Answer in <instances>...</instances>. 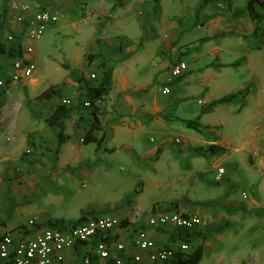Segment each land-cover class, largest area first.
<instances>
[{"label":"rangeland","instance_id":"1","mask_svg":"<svg viewBox=\"0 0 264 264\" xmlns=\"http://www.w3.org/2000/svg\"><path fill=\"white\" fill-rule=\"evenodd\" d=\"M12 2H23L32 9L55 8L63 14V20L47 27L39 44L52 32L54 38L46 59L59 64L72 52L74 64L67 62L68 69L79 62L89 68L87 55L100 47L91 39L108 36L115 42L117 34L112 27L132 24L139 28L142 23L145 39L153 31L149 26L153 27L157 33L153 44L163 47L167 43V47L151 65L158 66L165 60V71L157 69L144 93L149 90L148 102L155 96L163 103L160 115L168 127L163 131L155 125H145L136 130L117 117L118 127L112 136L109 128L105 130L102 148L85 145L82 137L67 129V141L55 153L57 144L51 131L48 130L50 135L40 134V138L35 135L40 132L39 126L48 129L44 119L56 107L57 97L38 103L35 100L36 93L61 81V72L55 76L53 69L54 75L42 71L36 91L30 87L34 85L32 81L19 82L24 87L15 83L10 92L14 100L2 115L12 119L19 116L20 122L28 124L36 121L38 129L28 134L22 126L18 134L0 129V142L5 148L0 150V235L6 231L28 232L49 220L74 222L84 215H111L134 224L177 204L173 211L201 217L202 230L224 225L204 244L199 264H264V35L247 36L255 27L246 11V0H233L232 7L224 0H211L198 16L196 9L202 0H0V12L7 11L6 17L0 16L2 45L10 34L4 27L15 16ZM215 46L221 56L218 60L212 51ZM3 55L0 54L2 60ZM177 61H183L186 69L190 67L191 76L181 79L182 75L167 83L168 72ZM220 61L233 64L214 75ZM147 68L141 72L145 81ZM205 72L215 76L209 80L208 92L201 83ZM16 87L23 89L24 97L29 96L27 90L30 96L36 95L29 98V109L22 96L17 97ZM58 87L62 91L65 84ZM165 88L169 93L163 95ZM206 92V97L213 99L236 97L216 113L205 115L199 121L201 134H197L183 121L195 120L210 104L203 103ZM73 93L78 95L73 90L64 100H69L70 105L75 104ZM144 93L137 95L142 97ZM98 106L102 109L101 102ZM84 127L83 119L77 127L70 126L72 130H85ZM188 137L198 141H185ZM176 139L180 142L175 143ZM214 142L223 145L224 155L198 153V148ZM153 147L159 151L149 155L147 151ZM219 168L224 174L217 180ZM9 196L17 203L10 218L5 213ZM154 240L157 246L168 245L164 236L155 234ZM0 264L5 263L0 260Z\"/></svg>","mask_w":264,"mask_h":264},{"label":"built area","instance_id":"2","mask_svg":"<svg viewBox=\"0 0 264 264\" xmlns=\"http://www.w3.org/2000/svg\"><path fill=\"white\" fill-rule=\"evenodd\" d=\"M17 32H24L26 44L22 54L12 59L10 72L0 79V92L12 84L29 81L36 71L29 58L50 25L63 20V14L55 8L32 9L28 4L12 2ZM16 41V35H8L7 42ZM18 47H21L18 41ZM186 71L183 62H176L169 71V79L180 78ZM92 80L96 77L90 75ZM165 88L163 94H168ZM70 105V101H65ZM85 106H89L86 101ZM179 139L175 143H179ZM224 171L218 169L217 180ZM243 197H245L243 195ZM123 219L111 215L86 218L82 223L65 230L41 228L32 234L6 231L0 235V260L10 264H164L175 257L176 250L186 253L189 245L165 248L157 246L151 233L158 228H174L192 231L203 225L195 213L168 211L156 213L144 222L121 225ZM33 227V222H29Z\"/></svg>","mask_w":264,"mask_h":264},{"label":"crops","instance_id":"3","mask_svg":"<svg viewBox=\"0 0 264 264\" xmlns=\"http://www.w3.org/2000/svg\"><path fill=\"white\" fill-rule=\"evenodd\" d=\"M21 3H23V2H21ZM122 3L125 4L127 2L122 1ZM208 4L210 5L211 1ZM114 5H115V3L113 4V7L111 6V8H114L115 7ZM107 6H108V4H106L104 7L107 8ZM123 6L124 5H121V7H123ZM230 6L232 7V3L230 4ZM230 6H227V7H230ZM140 23H141V21H140ZM141 25L143 26L142 23H141ZM142 26H139V28H137L136 26L130 24L128 26H125V28H123V27L119 28L118 26L112 27L111 30L117 34L116 35L117 37H114L115 39L117 38L115 40V42L113 40V37H108V36H106L104 39H102V37H98L96 39H91V42H95V44H97V46L100 45L99 48L97 47V51L95 50L92 54H95V53L101 54L106 65L112 69L111 91L109 92L108 95L105 96V98L101 102L102 109L99 108L98 121H99V127L100 128L94 132V136L96 138H99L101 136V134L104 133L107 128H109L111 130V136H112V131L116 127H118L115 125L117 122V117L123 118V123L130 125V127L135 128L136 130L140 129L141 127H143L145 125H148V126H154L155 125V127H159L163 131L165 130V127H166V129L168 127L163 123L162 120H164V119L160 115V114H162L163 109H164L163 103L159 102L155 96L151 98L150 102H148L150 100L149 90L144 93V90H147V88H148V84H149L150 80H152V78L156 77L155 73H156L157 69L163 68V71H165V68H164L165 60L158 62V64H157L158 66H152L151 62L154 60L155 56H157V55L159 56V54L164 53V51H165L164 47H167V43L164 46L161 45L163 47L155 46L153 44V42H154L153 40L157 36L155 29L153 27L149 26L153 31L149 32L148 35H146V39H145V37H143V33L141 32ZM4 28H5V30L10 31L9 35H11V34L16 35V41H14L12 43L5 42V44H3V45L4 46L9 45L8 46L9 48L11 46L18 48V44H19L18 41H19L21 44L20 48H21V54H22V52L24 50V46L26 44L25 33L24 32H17L18 26H17V24H15L14 18H10L8 27L5 25ZM168 28H172V27L169 26ZM104 29H105V27H104ZM143 30L145 31V34H146L147 29L144 27ZM1 31H2V29H1ZM252 32H250L247 36H251ZM207 33H209V32L207 31ZM51 34H52V32L49 35H47V37L45 38V40L41 44H39V43L36 44L34 53L29 56V58L36 65V71L34 73L33 78L30 79L29 81H25V82H27L28 84H30L31 81L34 82V85L30 86V87L32 88L33 91H36L37 85L40 84V83H38V81L42 77L41 76L42 71H43V74L47 70V73L54 75V73L51 72L52 71L51 69H53L56 72L55 76L59 75V73L61 72V74H60L61 75V81L57 82L56 84L51 85L53 88H55L58 91V95L56 96L57 99L55 100L56 104L58 105L60 102H64L67 95L70 94V92L73 90L78 93V95L76 93H73V99H74V102L76 104L79 101L80 96L84 94L85 86H86L85 82L88 84H94V81H92V83H89L88 77L90 75L94 74L96 79H98L100 76V71H98L96 69L97 63H92L91 65H89V68H87V64L83 65L82 62H79L80 64H76L74 67L69 66V69H68V66L66 65V64H68L67 62H71L74 64V62H72L74 60H72V58H70L72 52H69L70 56L67 54L64 57L65 63H64V59H62L59 64H58V62H55V63L51 62L50 63L48 58L46 59V51L49 49L50 42L54 38V36ZM207 35L209 36V35H211V33H209ZM161 39H160V43H162ZM162 40L168 42V40H166V39H162ZM168 45H169V42H168ZM218 49L219 48L217 46H215V47H213V50H212L213 54L216 56L217 60L219 59V57H221L220 53L217 52ZM4 56H5V59H3V60L0 56V79L7 77V75L10 72V62L12 61V59L18 58L20 55H18L17 51H13L11 56H6L5 54L3 55V57ZM180 62H183V61H180ZM231 64H233V63H230V62L222 63L220 61V63L217 65V68L215 69V72H213V74L214 73L219 74L221 72L220 70L223 67H228ZM77 66H79V68H77ZM146 67H148L149 69L147 68L148 72L146 73L148 76V80L145 81L141 72H142V69H144ZM38 69L40 71L39 74H38ZM61 70H64V72H62ZM186 70H187V72L185 71L186 74L184 73L181 79H183L187 74H188V76H191L192 70L190 69V67H188ZM211 72H210V74L208 72H205V74L203 75V78L201 79V83L205 86V88L207 89V92L209 91V88H208L209 87V85H208L209 80L214 79V77H215L214 76L215 74L213 75ZM72 74H74V77L80 79L81 81H78L77 79H75L72 76ZM168 74H169V72H168ZM165 76H168V75L166 74ZM165 79H166V77H165ZM168 81H170V80H167V83H170ZM60 83L65 84V87L62 91H60L59 90L60 88L58 87V85ZM20 84L21 83H19L17 85H20ZM218 84H220V83H218ZM21 86L24 87V84H21ZM13 89H15V84H12L11 86H9L8 90L5 93L0 95V105H1V103L3 104L0 106V129H3L5 132L7 130H10L13 134H18L17 132H18L19 126H22L23 128L25 127L24 130L27 134L31 133L34 130L38 129V125H37L36 121H29V124H28L27 121L24 123L20 122L19 116H16V118L12 119L11 116H7V114H5V113H4V115H2V110L5 107H7L9 105V103H11L14 100V98L11 96V93H10L11 91H13ZM20 89L21 88L16 87V91L19 93V95L17 97H19L21 95L22 96L21 98L23 99V101L26 102V96L25 97L23 96V89H21V90ZM77 89H81V91L83 89V91H82L83 93L79 92ZM163 90L161 91L162 94H163ZM140 91H143V93H144V95L142 97L137 95V93H140ZM207 92L205 93L204 100H203V103L205 104V106H207L212 101L220 99V98L213 99V97H210V96L206 97ZM27 93H29L28 98H30V99L32 97H35L36 95L40 94V93L34 92V93H36V95L30 96L31 94H30L29 90H27ZM163 95H165V94H163ZM53 99H55V97L52 98L51 100H53ZM51 100H48V101H51ZM8 101H10V102H8ZM67 101H69V100H67ZM75 104H73V105H75ZM201 104H202V102H201ZM57 105H56V107H57ZM220 107H222V106L218 105L210 113H207V114L216 113V111H218L220 109ZM54 109H52V112L54 111ZM207 114L201 115L199 118V121L203 120V118ZM198 116L199 115H197L196 118ZM158 117H159V119H158ZM82 119L85 122L84 128H86L87 127L86 121L89 120L88 111L79 110L78 112L73 113L71 115V117L68 118L64 122V131H63L64 134L67 135L66 132L68 129L70 132H74V133H76V135L83 138L84 131H85L84 129L78 128L80 130L79 131L78 129L72 130L70 128L71 125L77 127L79 120L81 121ZM27 124H28V126H26ZM200 124H201V122H200ZM48 130L51 131L49 128L44 129L42 126H39L40 132L38 133V135L36 134L35 137L40 138L39 136L43 135L42 133H44V132H45V134L50 135V132ZM194 131L197 134H201V132L198 130H194ZM96 132L99 135H97ZM21 133H19V135H21ZM51 133H52V131H51ZM184 140L185 141H196V142L198 141V139L195 137H188V139H184ZM105 141H106V139H105ZM105 141H104V143H105ZM104 143H103V146H104ZM210 144H215V145H218L219 147H223V145L218 143V142L208 143L207 146H209ZM23 146L25 147V141H24ZM2 147H3L2 143L0 142V150L4 151L5 148L3 149ZM15 147H16V145H15ZM202 149H205V148H202ZM158 151H159V148L153 147V148L149 149L147 151V153H149V155H152L153 153L158 152ZM155 230H156V232H155ZM155 230H153V233H151L153 238L155 237V234L159 237L164 236V235L159 233L158 229H155ZM166 240H167V238H166ZM4 263H6V262H4Z\"/></svg>","mask_w":264,"mask_h":264},{"label":"trees","instance_id":"4","mask_svg":"<svg viewBox=\"0 0 264 264\" xmlns=\"http://www.w3.org/2000/svg\"><path fill=\"white\" fill-rule=\"evenodd\" d=\"M211 0H202L201 4L196 9V16L208 5ZM233 0H224L225 4L230 5ZM246 11L250 17V19L254 22V30L252 35H257L261 33L264 35V30L261 31V24L264 22V0H246ZM45 9V8H42ZM7 11L4 9L0 12V16L2 18L6 17ZM2 28V21L0 22V34ZM13 51H17L18 55H21V48H15L11 46L8 49L3 46L0 42V54H5L6 56H11ZM87 61L89 65L92 63H97V70L100 71V76L98 79L93 80L94 84H88L85 82V91L84 94L80 96L79 101L75 105H67L64 102H60L54 111L49 115V117L44 119L45 124L47 127L52 131L54 138L56 140L57 148L55 153L59 150V148L67 141V135L64 134V122L71 117V115L79 110L88 111L89 120L87 122V127L84 131V136L82 142L85 145L88 144H95L98 148L103 147V143L106 139V134L102 133L99 138L94 136V132L97 131L99 127L98 115H99V107L98 104L103 101L106 95L109 94L111 91V76H112V69L108 67L103 60V57L99 53L89 54L87 55ZM74 77V74H72ZM78 81L80 79L74 77ZM5 79V78H1ZM76 80V81H77ZM9 87L3 89L0 92V95L5 93ZM58 95V91L53 88L52 86L49 87L47 90L43 91L36 97V102L38 103L40 100H51L52 98ZM235 95L224 96L218 100L212 101L206 108L202 109L200 115L192 121H183L185 127L198 130L199 129V118L203 114L210 113L215 107L218 105L230 104ZM89 102V106H85V102ZM30 100L26 95V107L29 109ZM32 147V144H30ZM198 153L200 155H224L225 149L219 147L215 144H210L207 148L202 149L198 148ZM10 193V192H9ZM10 195V194H9ZM177 204H173L170 208L165 211H173L172 209L176 207ZM17 207V203L12 196L8 198V206L6 208L7 217L10 218L12 212ZM232 211V210H231ZM235 212V210H234ZM233 212V213H234ZM230 213V212H229ZM96 215L92 216L95 218ZM87 217L81 216L74 222H65L64 220H49L45 224H37L33 227L31 231H28L26 234H32L36 230L41 228H50V229H57V230H65L70 227L76 226L82 223ZM226 224V223H225ZM121 225H128L126 220L121 221ZM224 229V225L221 227L210 229L208 227H204V229H194L192 231L183 230V229H174V228H158L160 234L164 235L167 238L168 245L165 248H170L171 244L174 245H181L187 244L190 247V250L186 253H182L179 250H176L175 257L164 263V264H199L204 255V244L208 242L210 237L213 234H216ZM172 248V247H171ZM176 248V247H175ZM10 264V263H5ZM126 264H131L127 262Z\"/></svg>","mask_w":264,"mask_h":264}]
</instances>
